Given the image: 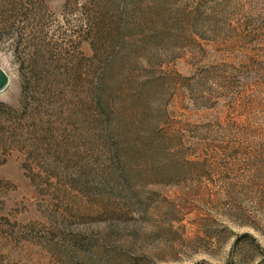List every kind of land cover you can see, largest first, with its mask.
<instances>
[{"label": "rangeland", "instance_id": "1", "mask_svg": "<svg viewBox=\"0 0 264 264\" xmlns=\"http://www.w3.org/2000/svg\"><path fill=\"white\" fill-rule=\"evenodd\" d=\"M0 264H264V0H0Z\"/></svg>", "mask_w": 264, "mask_h": 264}, {"label": "water", "instance_id": "2", "mask_svg": "<svg viewBox=\"0 0 264 264\" xmlns=\"http://www.w3.org/2000/svg\"><path fill=\"white\" fill-rule=\"evenodd\" d=\"M8 84V76L5 71L0 68V92L6 87Z\"/></svg>", "mask_w": 264, "mask_h": 264}]
</instances>
